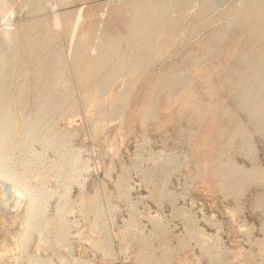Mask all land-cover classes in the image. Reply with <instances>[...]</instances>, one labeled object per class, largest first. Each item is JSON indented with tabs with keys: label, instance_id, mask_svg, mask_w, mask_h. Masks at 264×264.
<instances>
[{
	"label": "rangeland",
	"instance_id": "374dc122",
	"mask_svg": "<svg viewBox=\"0 0 264 264\" xmlns=\"http://www.w3.org/2000/svg\"><path fill=\"white\" fill-rule=\"evenodd\" d=\"M4 122L0 264H264V0H0Z\"/></svg>",
	"mask_w": 264,
	"mask_h": 264
},
{
	"label": "bare ground",
	"instance_id": "6f19581e",
	"mask_svg": "<svg viewBox=\"0 0 264 264\" xmlns=\"http://www.w3.org/2000/svg\"><path fill=\"white\" fill-rule=\"evenodd\" d=\"M56 3V2H55ZM53 15V14H52ZM54 16V15H53ZM74 18V17H73ZM55 22H57V21H55ZM59 23V22H58ZM55 25H57V23L55 24ZM59 25V24H58ZM74 30V29H73ZM9 111V110H8ZM4 112V111H3ZM10 117V116H9ZM5 119V118H4ZM8 121V120H7ZM6 123H8V122H6ZM6 123L4 122V125L3 126H0V143H3L7 138H9L8 136V132H9V128H7L6 126ZM7 130H8V132H7ZM8 135V136H7ZM2 146V145H1ZM3 159V158H2ZM8 172V171H7ZM0 176H2L3 178H6L7 176H5V175H0ZM1 178V177H0ZM5 181V180H4ZM8 182V181H7ZM14 183V182H13ZM22 183V182H21ZM15 187H16V185H15ZM14 189V188H13ZM16 189V193L19 195V196H25V195H27V189L25 188V186H24V184H22V185H19L18 186V184H17V188H15ZM14 189V190H15ZM29 191V190H28ZM15 193V194H16ZM29 193V192H28ZM29 195V194H28ZM26 197V196H25ZM32 197V196H31ZM19 199V198H18ZM29 199H30V197H29ZM33 200V199H32ZM29 201V200H28ZM28 203V202H27ZM26 203V204H27ZM31 203H33V202H31ZM29 205H30V203H29ZM31 209H32V207H31ZM30 209V210H31ZM27 210V209H26ZM30 212V211H29ZM36 212V211H35ZM27 214V213H26ZM31 213H29V215H30ZM28 215V216H29ZM26 217V219H25V221L27 220V218L29 219L30 217ZM23 221V220H22ZM26 223V222H25ZM25 223H22V224H24L23 226L24 227H22V228H25L26 226H25ZM27 225V224H26ZM28 226V225H27ZM21 231H23V230H21ZM24 232H25V229H24ZM25 234V233H24Z\"/></svg>",
	"mask_w": 264,
	"mask_h": 264
}]
</instances>
